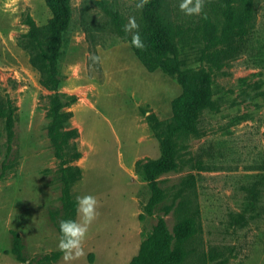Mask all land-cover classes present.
I'll use <instances>...</instances> for the list:
<instances>
[{"label": "rangeland", "instance_id": "obj_1", "mask_svg": "<svg viewBox=\"0 0 264 264\" xmlns=\"http://www.w3.org/2000/svg\"><path fill=\"white\" fill-rule=\"evenodd\" d=\"M108 2L126 23L135 17L139 32L135 0ZM178 2L167 0L166 14L177 27L180 68L209 73L212 104L195 133L174 139L176 164L158 176L162 198L149 215L142 169L160 155L170 103L181 92L176 79L147 71L99 8L71 0L57 70L59 92L73 101L68 129L77 134L59 135L56 151L51 91L18 43L26 17L43 26L50 11L44 0H0V264H128L158 217L171 232L190 213L198 232L179 245L180 264H264V0H253L243 38L210 49L238 0H203L193 15ZM223 50L218 60L205 56ZM84 193L96 196V215L83 255L66 259L58 223L78 219L67 200Z\"/></svg>", "mask_w": 264, "mask_h": 264}, {"label": "trees", "instance_id": "obj_2", "mask_svg": "<svg viewBox=\"0 0 264 264\" xmlns=\"http://www.w3.org/2000/svg\"><path fill=\"white\" fill-rule=\"evenodd\" d=\"M44 1L50 11L47 23L38 26L31 17L27 16L25 22L28 30L20 36L18 43L28 52L31 65L39 71L41 86L51 91L47 96L50 117L48 135L57 151L61 148L58 144L59 135L75 137L77 134L75 129H68L71 112L66 111V107L73 101L59 92L61 79L57 70L60 51L71 24L72 7L71 0ZM88 1L100 9L111 24L114 33L129 43L134 55L147 71L159 69L174 77L181 88L180 94L170 103L171 118L159 140L160 155L148 161L142 169V177L147 182L150 192L144 209L151 215L162 198L157 178L160 174L174 169L176 164L174 139L180 135L195 133L202 111L212 104L211 77L203 69L200 72L189 73L180 68L175 42L177 27L175 21L166 14L167 0H144L142 7H139L142 48L131 45V33H125L123 30V25L126 24L125 17L114 9L108 0ZM135 1L137 4L138 0ZM238 2L240 4L238 13L228 15L224 26L218 34L213 35V40L207 49L225 43L231 35L243 38L246 34L247 24L253 14V0H238ZM227 53L228 50H223L204 54L206 57L218 60ZM77 158L79 153L74 151L71 159ZM67 206L73 210L75 202L68 199ZM197 232L198 219L195 213L181 218L171 232L167 229L163 218L158 217L152 231L141 240L136 254L128 264H180L185 252L179 245L191 239Z\"/></svg>", "mask_w": 264, "mask_h": 264}, {"label": "clouds", "instance_id": "obj_3", "mask_svg": "<svg viewBox=\"0 0 264 264\" xmlns=\"http://www.w3.org/2000/svg\"><path fill=\"white\" fill-rule=\"evenodd\" d=\"M144 0H138L137 8L142 7ZM203 0H179L177 7L185 15L200 14ZM139 26L136 18L129 16L127 23L123 25L125 33L131 32L130 43L137 48L143 47L140 33L133 31ZM93 61L99 60V57L92 55ZM75 209L78 219H60L58 223L59 239L57 247L64 253L66 259H72L83 255L82 241L84 240L88 226L96 215L97 198L90 193L77 194L74 197Z\"/></svg>", "mask_w": 264, "mask_h": 264}]
</instances>
